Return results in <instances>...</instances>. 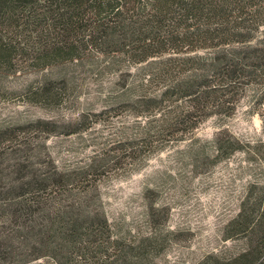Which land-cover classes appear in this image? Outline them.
Here are the masks:
<instances>
[{
    "label": "trees",
    "instance_id": "1",
    "mask_svg": "<svg viewBox=\"0 0 264 264\" xmlns=\"http://www.w3.org/2000/svg\"><path fill=\"white\" fill-rule=\"evenodd\" d=\"M82 58L116 74V100L146 117L145 137L181 140L214 114L232 116L244 88L264 98V0H0V76L23 62L48 68ZM55 76L63 84L42 81L39 96H59L73 81L64 70ZM228 143L226 156L241 148L232 136ZM216 149L222 156L219 141ZM105 155L73 170H42L19 156L3 198L12 228L0 255L33 250V259L56 264H150L147 244L110 240L106 218L92 207L88 177L112 159ZM236 235L244 237L238 250L199 264H264V186H250L227 224L224 237Z\"/></svg>",
    "mask_w": 264,
    "mask_h": 264
},
{
    "label": "rangeland",
    "instance_id": "2",
    "mask_svg": "<svg viewBox=\"0 0 264 264\" xmlns=\"http://www.w3.org/2000/svg\"><path fill=\"white\" fill-rule=\"evenodd\" d=\"M82 60L48 68L23 62L1 71L0 243L8 241L12 228L3 216V198L19 156L42 170H73L89 164L95 153H105L104 159H112L88 178L95 188L92 207L106 218L110 240L147 244L150 264H199L208 256L238 250L243 235L225 238V228L250 186H264L261 92L244 88L232 116L214 114L181 140L159 136L152 141L144 134L146 117L116 100V74L100 73L90 60ZM59 70L67 72L66 81L73 78L66 91L39 96L42 81L55 89L63 84L56 81ZM86 124L92 128L80 131ZM230 136L241 148L226 156ZM218 141L224 146L222 156ZM102 161L98 158L97 164ZM16 252L0 255V264H56L48 257L33 259V250Z\"/></svg>",
    "mask_w": 264,
    "mask_h": 264
}]
</instances>
